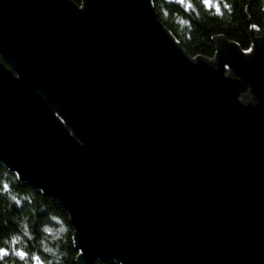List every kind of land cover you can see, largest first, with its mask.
Masks as SVG:
<instances>
[{"label":"water","instance_id":"95a60500","mask_svg":"<svg viewBox=\"0 0 264 264\" xmlns=\"http://www.w3.org/2000/svg\"><path fill=\"white\" fill-rule=\"evenodd\" d=\"M247 27L190 56L153 0H0V161L66 209L77 264H264Z\"/></svg>","mask_w":264,"mask_h":264},{"label":"trees","instance_id":"16d2710c","mask_svg":"<svg viewBox=\"0 0 264 264\" xmlns=\"http://www.w3.org/2000/svg\"><path fill=\"white\" fill-rule=\"evenodd\" d=\"M153 6L158 20L190 56L197 50L214 55L210 35L214 33L246 50L247 17L264 37V0H153ZM72 234L60 201L44 195L0 161V250L7 253L0 255V264H77ZM90 264L104 263L97 259Z\"/></svg>","mask_w":264,"mask_h":264},{"label":"snow or ice","instance_id":"6c2138e0","mask_svg":"<svg viewBox=\"0 0 264 264\" xmlns=\"http://www.w3.org/2000/svg\"><path fill=\"white\" fill-rule=\"evenodd\" d=\"M217 11H219V8H217ZM7 253L4 250H0V255H6ZM18 255L23 256V253H17Z\"/></svg>","mask_w":264,"mask_h":264},{"label":"rangeland","instance_id":"374dc122","mask_svg":"<svg viewBox=\"0 0 264 264\" xmlns=\"http://www.w3.org/2000/svg\"><path fill=\"white\" fill-rule=\"evenodd\" d=\"M242 97H243V94L241 95ZM251 98H249V100H250Z\"/></svg>","mask_w":264,"mask_h":264}]
</instances>
